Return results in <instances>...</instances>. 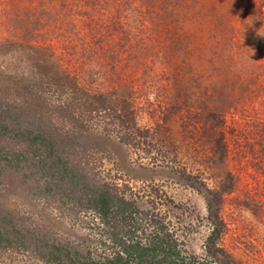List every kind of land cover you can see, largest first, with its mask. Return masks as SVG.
I'll use <instances>...</instances> for the list:
<instances>
[{"label": "rangeland", "instance_id": "rangeland-1", "mask_svg": "<svg viewBox=\"0 0 264 264\" xmlns=\"http://www.w3.org/2000/svg\"><path fill=\"white\" fill-rule=\"evenodd\" d=\"M104 187L160 264H264V0H0V264L106 262Z\"/></svg>", "mask_w": 264, "mask_h": 264}, {"label": "trees", "instance_id": "trees-1", "mask_svg": "<svg viewBox=\"0 0 264 264\" xmlns=\"http://www.w3.org/2000/svg\"><path fill=\"white\" fill-rule=\"evenodd\" d=\"M225 183L220 186V189L209 191L207 205L211 217L218 218L222 195L228 190V187L232 185V182L228 184ZM108 189L109 187H104L103 190H100V193L92 194L89 199L95 201L94 206L99 212L97 213V217L100 219L101 215L104 224L111 223V238L115 240V243L119 246V249L114 252L111 258H108L106 262H94L90 257L88 258V256H85V254L83 257L75 253L68 258L65 257L67 261L63 262V258L59 256L58 249L62 246H66V244L60 246V243H49L48 240H44L43 238L41 239L42 244L39 243L35 246L36 250L49 256L50 261L54 262V264H160L161 260H154L151 255L153 251H157L159 248L163 249L162 241H154L148 238L150 246H147L148 241L141 238L139 236L140 234H137L139 231L138 226L136 227L132 223L137 213L134 209H131L132 202L115 194L113 190ZM122 223L127 230H123V233H115L114 228L120 226ZM215 231V236L217 234L219 235L220 229L218 226ZM141 235H146V233H141ZM214 239V235L209 238L207 252L213 255L220 253L227 259V264H236L235 259H233L230 254L226 253L223 248L218 247ZM152 240L154 242H151ZM58 245L59 247H57ZM168 246H170L171 250L174 247L171 245ZM66 248L71 251L69 247ZM77 253H79V251Z\"/></svg>", "mask_w": 264, "mask_h": 264}]
</instances>
